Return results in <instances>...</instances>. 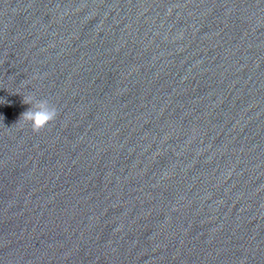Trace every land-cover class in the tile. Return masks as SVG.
I'll use <instances>...</instances> for the list:
<instances>
[{
  "label": "clouds",
  "instance_id": "1",
  "mask_svg": "<svg viewBox=\"0 0 264 264\" xmlns=\"http://www.w3.org/2000/svg\"><path fill=\"white\" fill-rule=\"evenodd\" d=\"M4 102V101H3ZM23 103L31 105L21 118L26 121L34 133L44 130L54 122L58 116V110L48 99H37L36 96L23 97Z\"/></svg>",
  "mask_w": 264,
  "mask_h": 264
}]
</instances>
